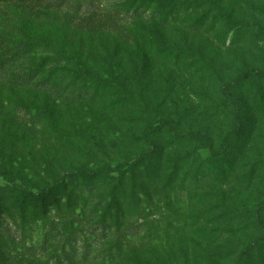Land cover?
Returning <instances> with one entry per match:
<instances>
[{
	"label": "rangeland",
	"instance_id": "1",
	"mask_svg": "<svg viewBox=\"0 0 264 264\" xmlns=\"http://www.w3.org/2000/svg\"><path fill=\"white\" fill-rule=\"evenodd\" d=\"M117 1L44 0L62 6L34 12L0 7V33L21 41L26 32L33 42L28 66L42 65L53 85L41 92L17 87L0 73V171L31 190L62 181L70 193L59 206L33 214L37 203L0 179V264H120L136 250L150 264H237L242 253L245 264H264V116L254 124L264 80L239 82L248 68L264 73V0H223L224 9L233 11L231 21H244L238 44L214 37L234 27L225 17L213 24L210 15L201 31L190 33L185 21L195 17L194 4L173 11L165 0H143L145 6L127 16L147 20L160 11L178 19L165 27L168 50L146 45L140 65L132 59L134 47L117 34L89 36L75 28L81 14L110 9ZM104 77L123 86L124 95L101 86ZM224 81L233 83L230 89L242 101L244 123L254 122L244 144L237 138L228 143L226 164H207L205 142L185 135L201 131L219 149L221 135L234 129L235 103L222 97ZM68 85L91 86L100 99L65 98ZM123 102L127 108L115 107ZM166 119L175 122L182 140L167 125L141 136ZM164 145L170 157L164 183L151 196L127 194L140 204L137 213L107 214V188L97 181L94 193L81 192L84 181L72 177L77 169L133 161ZM237 159L221 185L207 184L222 181L225 176L215 173L226 174ZM180 167L181 174L190 170L186 184L180 176L167 186L171 171ZM125 253V260L118 259Z\"/></svg>",
	"mask_w": 264,
	"mask_h": 264
},
{
	"label": "trees",
	"instance_id": "2",
	"mask_svg": "<svg viewBox=\"0 0 264 264\" xmlns=\"http://www.w3.org/2000/svg\"><path fill=\"white\" fill-rule=\"evenodd\" d=\"M65 1L66 0H61V2ZM165 2L167 6H170L173 9V11L179 6L184 8V5L186 4L195 5L192 7L195 17H186L187 20L185 21L190 33L201 31L211 15V22L213 24L218 22L217 20L219 17H225L227 22H232L234 24V27L229 26L230 28L227 31L219 33L214 32V37L218 43L225 44L227 39L230 38V44H238L241 39V35H239L237 31L244 25V21L241 17L239 21H231L234 17L233 11L231 9L227 12L224 9L223 0H191V3L189 0H165ZM144 4L145 2L143 0H118L110 9L104 11L92 10L86 14H81L75 28L77 31L86 33L89 36L106 33L117 34L123 42L134 47L131 49L132 59L135 63L138 61L140 65V54L143 52L147 55V52H144L148 50H145L146 45L149 48L154 49H156L157 45V48L162 52L168 50V35L165 33V27L178 19L175 18L172 13L161 15L160 11H158V13H154L153 16L147 20H143L140 15H134L133 13H138V11L145 6ZM51 6L61 7L62 5H51L50 3H45L44 0H0V7L27 9L30 12L37 10L49 11L53 8ZM205 7L206 9H204ZM131 10H133V13L127 16ZM169 16H171L170 19ZM129 25H132L131 28H127ZM204 30L208 31L209 29ZM23 34V40L17 41L12 33H0V73L5 74L7 82L13 86L31 87L40 92L51 88L53 85L50 81V76L43 75L42 65H33V67L28 66L32 65L29 60H31L33 42L26 32ZM149 43H151L152 46H149ZM145 59L146 56L144 54V56L141 57L143 64H145ZM24 66H28L30 70L24 73L23 71H20ZM17 67H19V71L13 70ZM133 68L136 70L135 66H133ZM253 79L263 81L264 73L258 68H248L240 75L239 82ZM99 83H101V86L103 85V87L113 86L120 89L122 93L124 92V87L110 77L100 78ZM232 85L233 83L224 81L221 86V93L226 101L235 103L233 118L235 120V125L241 126V129H238V127L235 126L234 129L224 132L220 138L219 149H215L210 137L201 131L190 132L185 135L187 137L198 136L205 142V146L208 150L207 164H210L212 161L218 164H226L227 160H225V158L227 157L226 150L228 143L232 139L237 138L244 144L245 138L249 134L254 122L253 120L249 127L244 123V115L240 113L239 109L243 104L240 98L231 91L230 88ZM67 88L71 89V93L66 95L65 98H69V95H71L77 101H86L90 103L96 102L100 99V93L91 86L76 89L72 85H68L64 90L66 91ZM122 95H124V93ZM124 103L125 102L120 105L117 104L115 107L119 109L127 108V104L125 105ZM256 103L257 108L255 111H257V115L254 124L257 123V120H262V117L264 116V90L260 94V97H257ZM164 125L169 127L177 139H183V135L177 132L175 122L171 119H166L164 123L157 125L156 127L144 128L141 132V136L146 139L148 134L159 130V128H162ZM157 148L156 151H142L133 161L124 160L113 166L100 165L91 170L77 169L75 175L72 177L84 181L81 192L87 191L89 194L94 193L98 184L97 181H99L100 186L107 188L108 197L110 198V202L106 205L107 214L111 209H116L118 213H137L140 204L134 199L127 197V194L137 192V194L140 195L151 196L154 192L153 189H155L153 187L160 182L164 183L162 182L163 170L165 166L170 165V157L167 154V145ZM240 156H237V158L239 159ZM238 159L235 163L228 164V172L226 174L224 171H218L215 173L218 176H225L222 181L216 182L217 180H215L214 182L207 184L221 185L234 170ZM225 168L226 167H223V170ZM181 170L182 168L180 167L179 169L177 168L171 171L166 180L167 186L174 185L173 180H176L180 176L182 184H186V181L190 178V170L189 168L186 169L185 174H181ZM131 171L134 174L133 177L127 176ZM206 177L207 175L205 178ZM0 179L10 184L13 190L25 195L30 198L31 201L37 203L33 214L44 213L46 210L50 209L48 208L50 206H59L70 194L69 191H67V185L62 184V181H56L57 183L54 186H44L37 188L36 190H31L27 185L23 186L19 184L16 181V178L7 171H0ZM116 179H118L117 182L115 181ZM202 180L203 178L199 179L197 182H203ZM86 181L89 182L85 183ZM199 187L201 186H197L196 188ZM131 188L135 189L131 192L129 191ZM138 190L140 193H138ZM112 201L114 202L113 204H111ZM103 219H105V216ZM132 253L131 257L127 258L126 253L121 256L118 255V259L125 260L126 258L127 260L125 263L122 262L120 264H150L140 258V252H138V250L135 251L134 255H132ZM110 261L113 263L114 259L110 258ZM107 263L109 264V260ZM237 264H245L243 253L238 257Z\"/></svg>",
	"mask_w": 264,
	"mask_h": 264
}]
</instances>
